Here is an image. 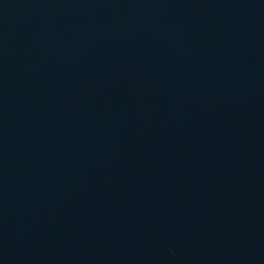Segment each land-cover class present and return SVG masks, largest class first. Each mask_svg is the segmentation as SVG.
Returning a JSON list of instances; mask_svg holds the SVG:
<instances>
[{
    "label": "water",
    "instance_id": "95a60500",
    "mask_svg": "<svg viewBox=\"0 0 264 264\" xmlns=\"http://www.w3.org/2000/svg\"><path fill=\"white\" fill-rule=\"evenodd\" d=\"M114 1L0 0V264H48V184L56 182L48 181L56 169L48 152L66 137L62 104L103 81L142 74L150 58L180 60L193 42L153 43L134 58L92 57L81 34ZM211 4L241 37L259 30L247 0H207L191 18L198 37L213 34Z\"/></svg>",
    "mask_w": 264,
    "mask_h": 264
}]
</instances>
